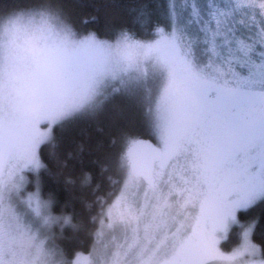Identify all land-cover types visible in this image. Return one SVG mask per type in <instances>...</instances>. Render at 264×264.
<instances>
[{
	"label": "snow or ice",
	"instance_id": "snow-or-ice-1",
	"mask_svg": "<svg viewBox=\"0 0 264 264\" xmlns=\"http://www.w3.org/2000/svg\"><path fill=\"white\" fill-rule=\"evenodd\" d=\"M126 7L0 0V264H264V0Z\"/></svg>",
	"mask_w": 264,
	"mask_h": 264
},
{
	"label": "trees",
	"instance_id": "trees-1",
	"mask_svg": "<svg viewBox=\"0 0 264 264\" xmlns=\"http://www.w3.org/2000/svg\"><path fill=\"white\" fill-rule=\"evenodd\" d=\"M131 0H85L86 8L85 10L89 13H95L99 19L98 21L93 22L99 26H103L106 20H118L127 18V5ZM85 27L91 28L93 24L85 25ZM135 120V130L138 133H143L145 131L142 121L139 116L134 117ZM54 132L58 139L68 138L69 136H75L79 139L81 136L90 135L92 137H101L104 136V133L99 131L97 128V123L95 121H88L81 119L79 117L73 118L71 120L65 121L63 124L54 125ZM145 139H153V137L144 135ZM42 155L47 156V145L45 144L42 149ZM45 179V190L48 188L54 189L58 192L61 198L66 196V193L63 192L60 184L57 181L55 176H50L47 173H44ZM238 215L241 220H245L249 217L259 215L261 218L262 224H264V204L261 202L256 203L254 206L249 207L248 209H241L238 211ZM236 227L233 226L230 229V234H234ZM259 232V227L257 229ZM258 240L259 237L257 236ZM67 243L66 241H62ZM225 250L228 249V245H224Z\"/></svg>",
	"mask_w": 264,
	"mask_h": 264
},
{
	"label": "rangeland",
	"instance_id": "rangeland-1",
	"mask_svg": "<svg viewBox=\"0 0 264 264\" xmlns=\"http://www.w3.org/2000/svg\"><path fill=\"white\" fill-rule=\"evenodd\" d=\"M42 127H47V125L46 124H43L42 123V125H41ZM258 203V202H257ZM261 203H263L264 204V202H261ZM239 211V210H238ZM228 250V249H227Z\"/></svg>",
	"mask_w": 264,
	"mask_h": 264
}]
</instances>
